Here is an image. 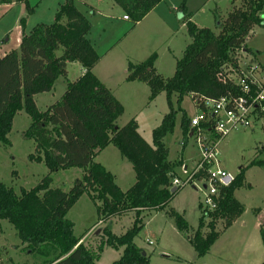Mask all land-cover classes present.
Returning <instances> with one entry per match:
<instances>
[{"label":"trees","instance_id":"16d2710c","mask_svg":"<svg viewBox=\"0 0 264 264\" xmlns=\"http://www.w3.org/2000/svg\"><path fill=\"white\" fill-rule=\"evenodd\" d=\"M112 1L137 24L164 0ZM241 3L233 7L225 21L217 19L218 34L188 19L186 28L191 42L177 61L172 78L156 72V53L142 63L129 64L126 81L146 84L150 101L162 93L167 95L170 112L154 129L152 145L139 133L135 119L123 127L117 126L124 106L93 72L100 56L88 38L92 25L74 0H66L59 6L51 25L37 24L23 34L18 49L0 56V147L10 145L8 135L13 119L25 111L31 123L24 137L35 143V152L28 159L48 169L37 186L22 189L20 194L0 181V221H7L17 230L22 245L38 258L35 264H95L94 252L74 235V225L67 218L84 194L96 205L100 222L134 213L133 225L125 234L117 236L107 228L103 230L105 242L98 251L107 243L113 249H124L121 259L113 264H149L134 239L144 226V217L169 207L180 190L178 187L172 193L174 180L179 169L184 168L183 160L169 159V149L163 142L175 126L172 96H177L179 104L190 97L198 108L202 98L218 100L241 95L239 86L227 78L226 71L239 68L236 57L239 51L254 54L246 40L264 23L261 18L264 0H241ZM59 51L61 56L57 55ZM69 63L80 64L85 73L68 84L59 101L45 111L39 110L35 96L51 92L56 81L67 76ZM260 120L264 116L257 121ZM182 129L186 144L196 132L186 116L182 118ZM110 145L118 149L135 172V183L127 191L96 161L99 153ZM253 166L264 167V160L240 167L228 186L217 188L218 195L213 197L216 208L202 209L198 228L192 235L184 215L168 211L199 258L208 255L221 233L244 213L235 193L246 185V171ZM69 169H80L81 179L69 191L51 188L52 175ZM207 177L204 170L195 180ZM220 223L224 226L218 230ZM261 237L264 245V223Z\"/></svg>","mask_w":264,"mask_h":264},{"label":"rangeland","instance_id":"374dc122","mask_svg":"<svg viewBox=\"0 0 264 264\" xmlns=\"http://www.w3.org/2000/svg\"><path fill=\"white\" fill-rule=\"evenodd\" d=\"M65 1H1L0 56L18 49L17 38L28 34L35 25H51L57 8ZM74 4L92 25L89 39L100 56L93 71L124 106L117 126L123 127L135 119L139 133L152 145L154 129L170 112L167 95L162 93L150 101V90L146 84L127 83L125 72L129 63H142L156 53V72L164 78H172L177 61L191 42L186 28L188 19L196 26L218 34L217 19L225 21L233 7H239L242 3L241 0H164L138 24L130 19L124 21V12L112 0H74ZM261 18L264 20V11ZM246 45L254 54L244 51L236 54L238 61L245 60L243 67L254 64L264 66V23L254 29ZM61 54L62 51L57 53L58 56ZM79 68L80 64L69 63L67 76L60 77L51 92L35 96L39 110L45 111L61 99L68 84L80 78ZM171 101L175 126L163 142L169 149V159L183 160L186 170L181 168L178 171L180 190L169 207L144 217V226L134 243L147 255L149 264H263L262 225L258 223L257 213L264 210V167L253 166L246 171V185L236 191V198L244 206V213L233 226L221 233L211 252L203 258L197 256L190 241L179 232L175 218L167 214L170 209L183 214L192 235L198 228L202 209L207 206L208 195L202 184L189 180L201 160L196 136L190 137L186 144L183 140L182 118L186 116L191 120L197 115L198 108L190 97H185L179 104L177 96L173 95ZM30 123L31 119L25 111L19 112L13 119L8 135L10 145L0 147V181L17 194L22 189L34 188L48 174L44 164L28 159L35 152L34 141L24 137ZM261 160H264V120L256 121L250 129L231 132L219 144V168L233 178L240 167H248ZM96 161L115 175L122 190L127 191L134 185L132 165L113 145L100 153ZM81 177L80 169L59 171L52 175L51 188L69 191ZM67 218L74 225V235L94 252L95 264H113L121 259L123 248L113 249L104 243L103 250L99 252L98 247L105 242V228L117 236L125 234L133 225L134 213L100 222L96 205L88 194H84L69 211ZM218 225V230L223 229V224ZM97 231L100 233L97 234ZM36 262H39L38 258L22 245L17 230L7 221H0V264Z\"/></svg>","mask_w":264,"mask_h":264},{"label":"built area","instance_id":"2783aa9c","mask_svg":"<svg viewBox=\"0 0 264 264\" xmlns=\"http://www.w3.org/2000/svg\"><path fill=\"white\" fill-rule=\"evenodd\" d=\"M123 19L129 20L127 16ZM238 62L237 70H228L226 73L227 78L239 86L241 95L222 97L218 100L202 98L197 115L190 120V127L196 129L192 136H196L201 150V160L189 180L202 184L208 192L206 208L209 210L216 208L213 197L218 195L217 188L228 186L234 179L232 175L219 168L220 142L231 132L250 129L259 117L264 116V66L254 64L243 67L245 60ZM207 124L211 125V128L210 126L206 128ZM183 169L186 170V167ZM204 170L207 171L208 177L195 180L196 175ZM228 177L231 181L225 184L224 180ZM180 185L175 179L174 186L178 188Z\"/></svg>","mask_w":264,"mask_h":264},{"label":"crops","instance_id":"0c3cea01","mask_svg":"<svg viewBox=\"0 0 264 264\" xmlns=\"http://www.w3.org/2000/svg\"><path fill=\"white\" fill-rule=\"evenodd\" d=\"M1 1H3V0H0V2ZM61 5V4H60ZM59 5V6H60ZM59 8V7H58ZM57 8V9H58ZM56 12H57V10H56ZM56 12H55V14H56ZM124 17V16H123ZM55 20V19H54ZM191 20V19H190ZM124 21H128V20H124ZM41 24H43V23H41ZM138 24V23H137ZM36 26V25H35ZM34 26V27H35ZM23 37V36H22ZM22 37H18L17 38V42L20 44L21 43V40H22ZM89 38V37H88ZM9 40H6V42H8ZM94 46V45H93ZM95 48V47H94ZM246 53V52H245ZM130 64V63H129ZM156 69V68H155ZM128 70V69H127ZM79 71H80V77L85 73V71H84V69L81 67V68H79ZM94 72V71H93ZM95 74V73H94ZM97 77H98V79L107 87V84L106 83H104V81H102V79H100V77L97 75V74H95ZM126 76H127V71L125 72V81H126ZM79 79V78H78ZM127 83H129V84H144V83H139V82H127ZM108 89H110V91L112 92V90H111V88H109V87H107ZM114 95V94H113ZM116 98V97H115ZM117 99V98H116ZM118 100V99H117ZM119 101V100H118ZM120 102V101H119ZM121 103V102H120ZM123 105V104H122ZM198 111V110H197ZM108 148V147H107ZM106 148V149H107ZM105 149V150H106ZM103 152V151H102ZM101 152V153H102ZM100 154V153H99ZM115 176V175H114ZM235 196H236V193H235ZM257 216H258V223L260 224V226L263 224V219H264V210L262 211V210H259L258 211V213H257ZM235 224V223H234ZM96 226V225H95ZM95 226L94 227H92V229H94L95 228ZM233 226V225H232ZM211 250H212V248H211ZM211 250H210V252H211Z\"/></svg>","mask_w":264,"mask_h":264},{"label":"water","instance_id":"95a60500","mask_svg":"<svg viewBox=\"0 0 264 264\" xmlns=\"http://www.w3.org/2000/svg\"><path fill=\"white\" fill-rule=\"evenodd\" d=\"M191 137H192V135H191ZM230 181H231V178L228 177V178H226V179L224 180V183H225V184H228V183H230ZM193 188L196 189L195 187H193ZM176 190H177V187L173 188V189H172V193H174ZM99 233H100V232L97 231V234H99ZM143 255H145V254H143Z\"/></svg>","mask_w":264,"mask_h":264}]
</instances>
